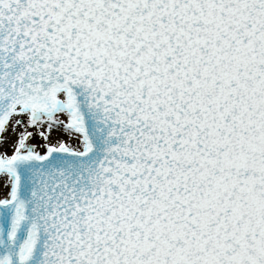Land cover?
<instances>
[{
    "label": "snow or ice",
    "instance_id": "snow-or-ice-1",
    "mask_svg": "<svg viewBox=\"0 0 264 264\" xmlns=\"http://www.w3.org/2000/svg\"><path fill=\"white\" fill-rule=\"evenodd\" d=\"M0 264H264V0H0Z\"/></svg>",
    "mask_w": 264,
    "mask_h": 264
}]
</instances>
